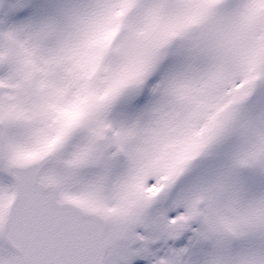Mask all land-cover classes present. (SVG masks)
Instances as JSON below:
<instances>
[{
    "label": "snow or ice",
    "instance_id": "6c2138e0",
    "mask_svg": "<svg viewBox=\"0 0 264 264\" xmlns=\"http://www.w3.org/2000/svg\"><path fill=\"white\" fill-rule=\"evenodd\" d=\"M0 264H264V0H0Z\"/></svg>",
    "mask_w": 264,
    "mask_h": 264
}]
</instances>
